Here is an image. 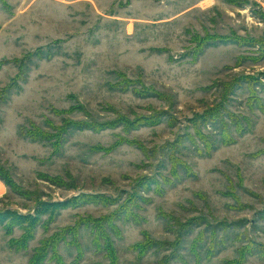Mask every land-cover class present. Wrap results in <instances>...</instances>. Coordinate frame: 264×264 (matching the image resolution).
<instances>
[{
  "label": "rangeland",
  "instance_id": "rangeland-1",
  "mask_svg": "<svg viewBox=\"0 0 264 264\" xmlns=\"http://www.w3.org/2000/svg\"><path fill=\"white\" fill-rule=\"evenodd\" d=\"M37 256L264 264V0H0V264Z\"/></svg>",
  "mask_w": 264,
  "mask_h": 264
},
{
  "label": "trees",
  "instance_id": "trees-1",
  "mask_svg": "<svg viewBox=\"0 0 264 264\" xmlns=\"http://www.w3.org/2000/svg\"><path fill=\"white\" fill-rule=\"evenodd\" d=\"M199 125L215 128L216 131H218L219 139L217 143L201 135L200 142L203 144L205 151L201 150L199 152L200 155L204 156L205 154L210 155L216 144L230 145L235 143L232 129L234 128L236 134L243 136L245 133L249 132V128L252 126V123H250L246 118L240 119L234 115L224 113L223 110H218L213 113H208L206 116L200 117ZM74 127L76 128V124ZM41 135L35 134L33 131H27V136H29L32 140H39ZM41 138L46 137L43 136ZM87 198L88 200H91L90 197ZM41 260L42 258L40 259L38 256L35 257L34 264H40Z\"/></svg>",
  "mask_w": 264,
  "mask_h": 264
}]
</instances>
